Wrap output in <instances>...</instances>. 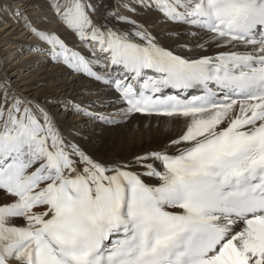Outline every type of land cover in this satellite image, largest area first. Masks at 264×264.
I'll list each match as a JSON object with an SVG mask.
<instances>
[{
	"label": "snow or ice",
	"instance_id": "obj_1",
	"mask_svg": "<svg viewBox=\"0 0 264 264\" xmlns=\"http://www.w3.org/2000/svg\"><path fill=\"white\" fill-rule=\"evenodd\" d=\"M24 7L0 2L89 86L37 99L0 80V264H264V0ZM140 121L168 134L107 147Z\"/></svg>",
	"mask_w": 264,
	"mask_h": 264
},
{
	"label": "bare ground",
	"instance_id": "obj_2",
	"mask_svg": "<svg viewBox=\"0 0 264 264\" xmlns=\"http://www.w3.org/2000/svg\"><path fill=\"white\" fill-rule=\"evenodd\" d=\"M0 2L10 3L21 11L33 13V9L24 7L33 0H0ZM57 27L56 24H52L48 26V30L55 31ZM153 30L161 34L167 32L169 28L160 23ZM29 37L22 27V22L18 23L11 14L0 11V80L7 77L17 91L23 95H32L37 99L54 96L59 100L75 97L80 101L82 90L89 86V81L67 75L63 70L46 63L43 57L38 58L29 51V45L35 43L33 38L28 40ZM88 99H96V97L91 96ZM82 119L78 116L69 117L67 124L80 123ZM139 123V128L130 125L115 132H105L104 136L108 138L107 147L117 153L127 154L139 151L141 148L154 147L162 136L168 134L164 121L159 123V127L152 123L148 132L144 131L145 122L140 121ZM171 129L179 130L175 123L171 125ZM96 130L95 126H87L90 135Z\"/></svg>",
	"mask_w": 264,
	"mask_h": 264
},
{
	"label": "rangeland",
	"instance_id": "obj_3",
	"mask_svg": "<svg viewBox=\"0 0 264 264\" xmlns=\"http://www.w3.org/2000/svg\"><path fill=\"white\" fill-rule=\"evenodd\" d=\"M30 38H31V37H29L28 40H31V39H32V38H31V39H30ZM26 54H27V53H26ZM38 58H39V57H38Z\"/></svg>",
	"mask_w": 264,
	"mask_h": 264
}]
</instances>
